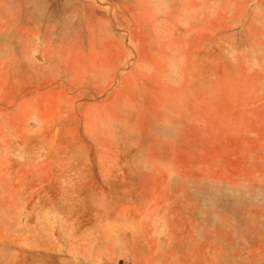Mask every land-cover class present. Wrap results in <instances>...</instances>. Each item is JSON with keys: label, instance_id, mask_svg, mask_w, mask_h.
Wrapping results in <instances>:
<instances>
[{"label": "rangeland", "instance_id": "rangeland-1", "mask_svg": "<svg viewBox=\"0 0 264 264\" xmlns=\"http://www.w3.org/2000/svg\"><path fill=\"white\" fill-rule=\"evenodd\" d=\"M0 264H264V0H0Z\"/></svg>", "mask_w": 264, "mask_h": 264}]
</instances>
